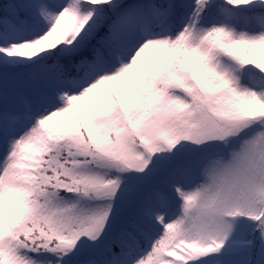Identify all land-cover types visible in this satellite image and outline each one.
Segmentation results:
<instances>
[{
	"label": "snow or ice",
	"instance_id": "6c2138e0",
	"mask_svg": "<svg viewBox=\"0 0 264 264\" xmlns=\"http://www.w3.org/2000/svg\"><path fill=\"white\" fill-rule=\"evenodd\" d=\"M0 264H264V0H0Z\"/></svg>",
	"mask_w": 264,
	"mask_h": 264
}]
</instances>
